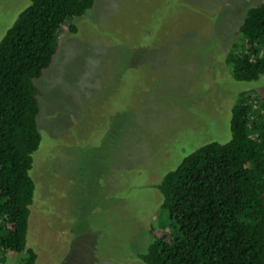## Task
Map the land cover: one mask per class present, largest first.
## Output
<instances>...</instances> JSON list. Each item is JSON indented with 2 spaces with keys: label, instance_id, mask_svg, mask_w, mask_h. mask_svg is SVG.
Masks as SVG:
<instances>
[{
  "label": "rangeland",
  "instance_id": "obj_1",
  "mask_svg": "<svg viewBox=\"0 0 264 264\" xmlns=\"http://www.w3.org/2000/svg\"><path fill=\"white\" fill-rule=\"evenodd\" d=\"M264 0H95L57 37L35 82L43 142L31 175L27 248L37 264H144L170 230L158 184L198 147L231 138L238 93L226 63L248 7ZM30 0H0V41ZM160 215V216H159ZM6 264L23 253L3 252Z\"/></svg>",
  "mask_w": 264,
  "mask_h": 264
},
{
  "label": "trees",
  "instance_id": "obj_2",
  "mask_svg": "<svg viewBox=\"0 0 264 264\" xmlns=\"http://www.w3.org/2000/svg\"><path fill=\"white\" fill-rule=\"evenodd\" d=\"M95 0H30L0 41V264L27 248L36 182L34 154L42 90L36 80L53 62L59 32L78 26ZM226 63L237 80L264 75V1L248 7ZM232 107L231 138L186 155L157 185L170 230L153 227L144 264H264V95L244 89ZM160 216V215H159Z\"/></svg>",
  "mask_w": 264,
  "mask_h": 264
}]
</instances>
